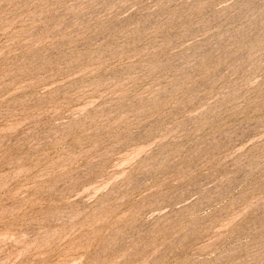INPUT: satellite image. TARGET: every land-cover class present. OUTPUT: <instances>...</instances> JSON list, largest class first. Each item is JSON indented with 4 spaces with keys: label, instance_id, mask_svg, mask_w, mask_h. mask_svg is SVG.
I'll return each mask as SVG.
<instances>
[{
    "label": "rangeland",
    "instance_id": "374dc122",
    "mask_svg": "<svg viewBox=\"0 0 264 264\" xmlns=\"http://www.w3.org/2000/svg\"><path fill=\"white\" fill-rule=\"evenodd\" d=\"M0 264H264V0H0Z\"/></svg>",
    "mask_w": 264,
    "mask_h": 264
}]
</instances>
